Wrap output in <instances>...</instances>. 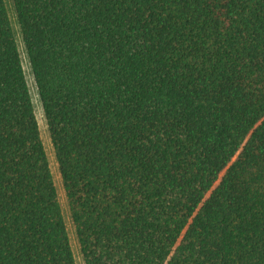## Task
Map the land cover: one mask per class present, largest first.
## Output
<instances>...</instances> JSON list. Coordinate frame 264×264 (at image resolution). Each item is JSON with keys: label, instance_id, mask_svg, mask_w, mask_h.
Returning <instances> with one entry per match:
<instances>
[{"label": "trees", "instance_id": "trees-1", "mask_svg": "<svg viewBox=\"0 0 264 264\" xmlns=\"http://www.w3.org/2000/svg\"><path fill=\"white\" fill-rule=\"evenodd\" d=\"M85 264H264V0H13ZM0 264H77L0 0Z\"/></svg>", "mask_w": 264, "mask_h": 264}, {"label": "rangeland", "instance_id": "rangeland-1", "mask_svg": "<svg viewBox=\"0 0 264 264\" xmlns=\"http://www.w3.org/2000/svg\"><path fill=\"white\" fill-rule=\"evenodd\" d=\"M10 12V16L12 18L16 33H17V38H18V43L21 51V56L24 64V68L26 71L27 79L29 82L30 90H31V95H32V100L34 102V107H35V112L36 116L38 118L39 122V127H40V132H41V138L43 140L45 150L48 156L49 160V165L51 168V172L53 174V179L57 188V193H58V199L62 208V212L64 215V220L66 223L67 231L69 234L70 242L73 248V252L76 258L77 264H85L84 257L81 251L80 243L77 238L76 234V227L75 224L72 220L71 216V210H70V205L68 201V197L66 194V190L64 188L63 180L61 177V173L59 170V165L56 159L55 155V150L54 146L51 140L50 132H49V126L44 114V110L42 108V104L40 101V97L38 94V90L36 87V83L31 71L30 63L28 60V56L26 53V49L22 40L21 32H20V27L16 18V13H15V8L13 4V0H5Z\"/></svg>", "mask_w": 264, "mask_h": 264}]
</instances>
